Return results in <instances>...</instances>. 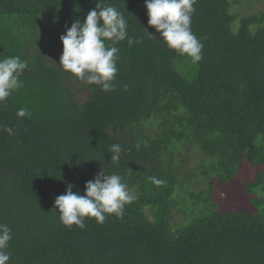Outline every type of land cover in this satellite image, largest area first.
<instances>
[{"label": "trees", "instance_id": "16d2710c", "mask_svg": "<svg viewBox=\"0 0 264 264\" xmlns=\"http://www.w3.org/2000/svg\"><path fill=\"white\" fill-rule=\"evenodd\" d=\"M98 2L121 11L140 41L115 45L109 92L58 65L59 36ZM194 8L197 63L156 40L144 0H0V59L28 63L23 87L0 102L8 264H264V0ZM113 144L123 149L116 162ZM190 156L200 158L205 189L182 178ZM101 168L134 197L123 216L85 218L83 230L62 225L54 199L69 184L83 195ZM215 181L241 186L245 207L219 209Z\"/></svg>", "mask_w": 264, "mask_h": 264}, {"label": "clouds", "instance_id": "9594fccd", "mask_svg": "<svg viewBox=\"0 0 264 264\" xmlns=\"http://www.w3.org/2000/svg\"><path fill=\"white\" fill-rule=\"evenodd\" d=\"M195 3L196 0H144L147 24L159 33L160 39L145 28L144 31L150 38L187 56L192 63L203 58V44L191 28ZM127 29L128 21L121 11L110 4L98 2L87 12L82 23L79 19L73 21L59 36L62 52L58 65L85 84L97 85L103 92L114 91L119 53L115 45L126 39L129 47L140 42L129 37ZM27 68V61L19 56L0 59V102L23 87L20 77ZM16 115L30 118L31 113L19 108ZM3 131L12 134L11 128H3ZM109 151L112 153L110 159L119 161L123 151L121 146L113 144ZM72 188L69 184L65 192L54 199L61 224L69 228L75 225L85 229V218H94L97 224H103L108 215L122 217L124 206L134 199L120 175L106 174L102 168L85 183L83 195L79 191L73 192ZM11 232L8 225L0 223V264H8L11 259V252L7 251Z\"/></svg>", "mask_w": 264, "mask_h": 264}, {"label": "rangeland", "instance_id": "374dc122", "mask_svg": "<svg viewBox=\"0 0 264 264\" xmlns=\"http://www.w3.org/2000/svg\"><path fill=\"white\" fill-rule=\"evenodd\" d=\"M256 7L258 5H255ZM200 158H193V156L189 157L188 159V168H187V177H183V172L181 171V176L183 180L188 181V179H192L191 184L189 185L194 190L205 189L207 187V181L201 180L197 176L199 175L201 170H204L202 166L199 165ZM192 168L196 169L197 171L191 170ZM216 183V181H215ZM214 191H215V202L219 209L226 210L228 208H235V209H242L247 204V199L243 195V191L241 186L235 182L231 183H216L214 184ZM178 221V214L176 215L175 222Z\"/></svg>", "mask_w": 264, "mask_h": 264}]
</instances>
